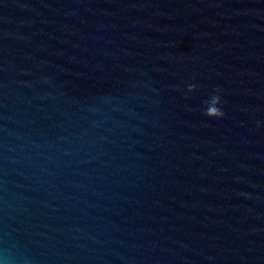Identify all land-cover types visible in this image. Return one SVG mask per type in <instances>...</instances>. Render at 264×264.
Masks as SVG:
<instances>
[{
  "label": "water",
  "instance_id": "1",
  "mask_svg": "<svg viewBox=\"0 0 264 264\" xmlns=\"http://www.w3.org/2000/svg\"><path fill=\"white\" fill-rule=\"evenodd\" d=\"M0 264H264V0H0Z\"/></svg>",
  "mask_w": 264,
  "mask_h": 264
}]
</instances>
